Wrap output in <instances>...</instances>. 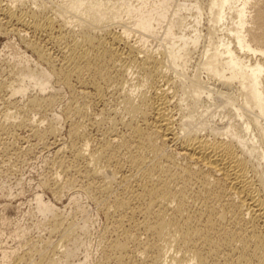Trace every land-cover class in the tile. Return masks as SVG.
Wrapping results in <instances>:
<instances>
[{"label":"bare ground","instance_id":"6f19581e","mask_svg":"<svg viewBox=\"0 0 264 264\" xmlns=\"http://www.w3.org/2000/svg\"><path fill=\"white\" fill-rule=\"evenodd\" d=\"M0 16L47 66L0 82V155L51 146L42 186L92 199L105 264H264V0H0ZM35 200L56 243L11 264H56L84 227Z\"/></svg>","mask_w":264,"mask_h":264},{"label":"rangeland","instance_id":"374dc122","mask_svg":"<svg viewBox=\"0 0 264 264\" xmlns=\"http://www.w3.org/2000/svg\"><path fill=\"white\" fill-rule=\"evenodd\" d=\"M202 17L199 28H201V34L204 35L208 24L205 22L206 16L203 15ZM188 20L190 21V19ZM203 35L197 50L195 49L190 54L187 62L189 71L194 68L193 66L199 56L198 53L205 44ZM25 37L17 31L11 30V27L6 26L0 19V82L9 80L16 82L21 73L20 69L23 70L25 67L33 68L36 71H39L40 68H47L46 64L40 62L36 64V57L30 52ZM53 80L56 79L52 78L51 82ZM57 83L59 82L56 81V83L51 84L57 94L60 93L61 99L58 98V104L56 103L55 106L53 105L54 107H51L52 109L50 108L47 116L51 118L53 114H55L53 117L59 115L57 118L60 120V123L58 121L57 141L63 143L67 141L68 135L67 126L63 124L62 121L64 120L60 113L61 108L64 107L63 105L69 98V90L63 84L57 85ZM25 99L26 97L23 100ZM1 103L0 100V119L4 115L2 113L4 112V105ZM37 117L39 116L34 117L35 120ZM45 122L47 121L42 123V127L46 125ZM16 133L19 137H25L27 136V129L19 128ZM31 142L35 141L31 140ZM17 145H20L23 150L21 157L0 155V264H11L14 256L20 255L31 247H43L49 241L56 243V235L51 232L49 225L55 214L54 212L46 215L41 214L37 209L36 195H40L44 201H50L57 209L56 212H61L63 216L73 218L81 225L83 222L85 223H83L84 227L77 233L75 242L71 241L65 247H58L61 253L54 255L56 264H105L102 252L103 242L101 241L104 219L96 210L92 199L84 195V192L79 190L76 184L64 188L59 199L55 198L42 186L54 171L50 164L53 155L51 146L49 148L45 146V148L42 144L36 143V147L33 146L28 151L25 150L28 149V144L24 139L23 141L20 140ZM4 252H6V256ZM67 253L71 255L67 256Z\"/></svg>","mask_w":264,"mask_h":264}]
</instances>
